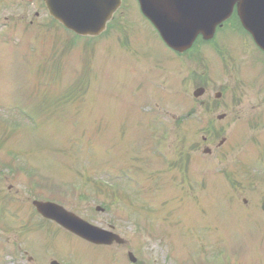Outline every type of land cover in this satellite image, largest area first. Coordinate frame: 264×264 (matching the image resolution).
<instances>
[{"label":"rangeland","instance_id":"obj_1","mask_svg":"<svg viewBox=\"0 0 264 264\" xmlns=\"http://www.w3.org/2000/svg\"><path fill=\"white\" fill-rule=\"evenodd\" d=\"M128 1L131 11L126 7L119 14L129 19L127 25L121 22L126 29L133 22L128 33L71 40L61 63L75 67L67 68L70 80L64 73L55 83V93L65 96L56 111L46 107L49 96L40 86L42 79L30 80L38 63L51 66L53 59L43 60L52 48L32 54L34 47L25 45L19 58L16 49L0 43V264H119L120 259L129 264L126 253L135 245L143 264H214L233 259L232 251L250 250L248 242L264 240V218L254 210L264 198V57L253 52L261 61L249 66L238 50L221 46L226 42L221 33L216 43L221 68L212 74L190 56L175 57L143 21L134 0L125 5ZM24 34L26 39L45 36ZM227 36L244 51L242 33ZM1 39L16 47L10 35ZM120 40L125 44L119 45ZM198 47L202 57L215 63L209 57L215 58L212 45ZM245 48L254 51L251 43ZM85 69L84 90L77 93ZM200 78L207 82L206 92L196 100L192 94ZM148 89L155 91L153 97ZM181 94L191 103L178 98ZM207 106L214 107L208 112ZM21 109L28 111L32 125L27 116L17 118L23 116ZM190 111L197 126L184 121ZM147 112L164 130L145 131L141 119ZM219 115L226 117L218 122ZM250 121L259 128H250ZM221 138L226 141L217 148ZM206 147L209 156L203 154ZM135 158H151L159 167L148 170ZM177 158L197 161L192 175L187 171L192 182L183 177L181 163L179 170L172 169ZM150 174L152 187L145 190ZM90 178L138 205L143 215L120 211L110 195L89 192ZM32 200L56 201L94 226H113L128 246H86L57 226L41 223L30 209ZM228 242L235 250H228Z\"/></svg>","mask_w":264,"mask_h":264},{"label":"water","instance_id":"obj_2","mask_svg":"<svg viewBox=\"0 0 264 264\" xmlns=\"http://www.w3.org/2000/svg\"><path fill=\"white\" fill-rule=\"evenodd\" d=\"M65 12L56 16L77 35H98L119 0H54ZM141 12L158 30L166 45L178 52L189 49L198 35L209 39L237 4L242 26L264 51V0H138ZM50 6V2L48 3ZM99 10L105 11L104 14ZM52 12V11H51ZM38 213L96 245L122 241L112 233L86 224L63 209L34 203ZM131 260L132 257H131Z\"/></svg>","mask_w":264,"mask_h":264},{"label":"flooded vegetation","instance_id":"obj_3","mask_svg":"<svg viewBox=\"0 0 264 264\" xmlns=\"http://www.w3.org/2000/svg\"><path fill=\"white\" fill-rule=\"evenodd\" d=\"M127 0H125L126 3ZM233 17V16H232ZM230 18V21L234 18ZM29 18V20H28ZM3 26V27H2ZM225 39L230 44L236 42L232 41L227 34L234 33L235 30L238 32V26L226 27ZM242 31V29L239 27ZM34 32L37 35H45L41 37H34L32 39H27L31 43V47H45L47 41L44 40L46 34H49L54 39L59 37L63 38L66 31L56 23L48 14L46 8L45 0H0V43L6 46L9 44L5 43L1 37L3 35H10L12 39H17L16 47H10L18 51L19 58L23 55V48L25 46V34L24 32ZM243 32V58L247 59L249 66H254L260 62L258 58L253 54L255 51L246 50L245 45L251 43L253 49H257L251 39V37L245 32ZM239 33V32H238ZM218 34V33H217ZM240 36V34H239ZM65 38V37H64ZM236 47V46H234ZM237 48V47H236ZM259 60V62H258ZM20 62V61H19ZM257 62V63H256ZM257 206H262V204H257ZM251 248L248 251H232L230 257H234L231 260L223 261L224 264H264V240L260 241L258 244L254 242H248ZM258 248V249H257ZM252 255L249 258L243 256Z\"/></svg>","mask_w":264,"mask_h":264}]
</instances>
